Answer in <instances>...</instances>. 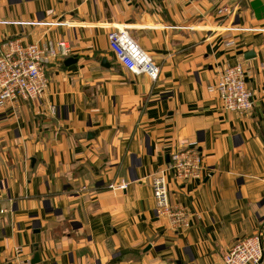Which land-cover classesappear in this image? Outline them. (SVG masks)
I'll return each mask as SVG.
<instances>
[{
	"label": "crops",
	"instance_id": "crops-1",
	"mask_svg": "<svg viewBox=\"0 0 264 264\" xmlns=\"http://www.w3.org/2000/svg\"><path fill=\"white\" fill-rule=\"evenodd\" d=\"M56 21L73 26L44 25ZM115 26L158 67L156 81L116 63ZM8 38L65 39L77 61L46 67L41 104L0 107V263L19 248L30 264L36 254L35 264H223L257 234L264 251V0H0ZM236 64L249 113L208 92ZM178 141L195 143L203 171L187 184L167 175L169 202L189 219L173 231L155 215L149 177ZM121 181L126 190L109 189Z\"/></svg>",
	"mask_w": 264,
	"mask_h": 264
},
{
	"label": "built area",
	"instance_id": "built-area-1",
	"mask_svg": "<svg viewBox=\"0 0 264 264\" xmlns=\"http://www.w3.org/2000/svg\"><path fill=\"white\" fill-rule=\"evenodd\" d=\"M46 26L73 25L68 22H47ZM108 46L118 65L133 76H147L156 81L158 67L129 36L126 26L112 27L107 35ZM230 43L229 45H231ZM71 55L67 40L61 39L44 43L25 44L19 38H8L0 42V107L9 102L21 100L41 104L48 89L46 67L60 63ZM245 70L241 64L228 66L219 72L214 85L208 87L222 102L226 111L249 113L253 109V95L245 84ZM47 111L55 113L54 105H47ZM166 167L150 175V184L155 201V215L166 219L171 230L189 228V219L184 210L171 206L168 199L167 175L180 183H191L200 179L203 171V157L195 143L178 141L168 155ZM127 183L121 181L110 185L113 191H123ZM4 213V211H2ZM9 264H30V260L21 257L20 249ZM263 245L259 237L253 236L236 242L222 255L223 264H262ZM4 264V263H0Z\"/></svg>",
	"mask_w": 264,
	"mask_h": 264
},
{
	"label": "water",
	"instance_id": "water-1",
	"mask_svg": "<svg viewBox=\"0 0 264 264\" xmlns=\"http://www.w3.org/2000/svg\"><path fill=\"white\" fill-rule=\"evenodd\" d=\"M253 58V53L252 52H248L246 55H245V59L248 60V59H251ZM76 59L75 58H67L65 61H64V65L65 66H70L74 63H76ZM102 66H105V67H108L109 65L107 63H105V60H102V63H101ZM39 260H38V255L36 254L32 260V263L35 264L37 263Z\"/></svg>",
	"mask_w": 264,
	"mask_h": 264
},
{
	"label": "rangeland",
	"instance_id": "rangeland-1",
	"mask_svg": "<svg viewBox=\"0 0 264 264\" xmlns=\"http://www.w3.org/2000/svg\"><path fill=\"white\" fill-rule=\"evenodd\" d=\"M220 12V11H219ZM117 63V62H116ZM228 67V66H227ZM227 67H225V68H227ZM224 69V68H223ZM48 82L50 83V80L48 79ZM253 236H256V237H259V239H260V241H261V243H262V245H263V242H262V238H261V235L260 234H257V235H251V236H249V237H245V238H243V239H247V238H250V237H253ZM236 244V243H235ZM234 246V245H233ZM231 248V247H230ZM229 248V249H230ZM229 249H227V250H225V252H227ZM263 261V260H262Z\"/></svg>",
	"mask_w": 264,
	"mask_h": 264
}]
</instances>
